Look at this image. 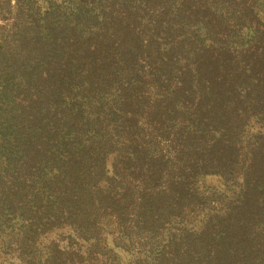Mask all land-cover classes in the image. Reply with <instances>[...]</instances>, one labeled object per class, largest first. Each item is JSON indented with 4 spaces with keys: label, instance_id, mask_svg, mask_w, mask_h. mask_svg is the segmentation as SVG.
Here are the masks:
<instances>
[{
    "label": "trees",
    "instance_id": "trees-1",
    "mask_svg": "<svg viewBox=\"0 0 264 264\" xmlns=\"http://www.w3.org/2000/svg\"><path fill=\"white\" fill-rule=\"evenodd\" d=\"M0 19V264H264V0Z\"/></svg>",
    "mask_w": 264,
    "mask_h": 264
},
{
    "label": "rangeland",
    "instance_id": "rangeland-1",
    "mask_svg": "<svg viewBox=\"0 0 264 264\" xmlns=\"http://www.w3.org/2000/svg\"><path fill=\"white\" fill-rule=\"evenodd\" d=\"M5 22H6V21L0 19V23H1V24H4ZM215 183H217V181H215Z\"/></svg>",
    "mask_w": 264,
    "mask_h": 264
}]
</instances>
